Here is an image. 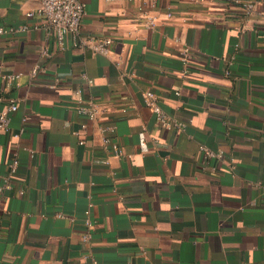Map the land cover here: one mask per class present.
Here are the masks:
<instances>
[{
	"label": "crops",
	"instance_id": "obj_1",
	"mask_svg": "<svg viewBox=\"0 0 264 264\" xmlns=\"http://www.w3.org/2000/svg\"><path fill=\"white\" fill-rule=\"evenodd\" d=\"M82 1L80 38H112L108 56L72 35L59 44L26 16L39 0H0V112L15 101L11 130L23 129L0 132V185L19 159L0 194V264H264V0H242L250 14L205 0ZM147 89L185 125L160 127ZM79 100L102 106L98 118ZM104 125L124 155L103 144Z\"/></svg>",
	"mask_w": 264,
	"mask_h": 264
},
{
	"label": "built area",
	"instance_id": "obj_2",
	"mask_svg": "<svg viewBox=\"0 0 264 264\" xmlns=\"http://www.w3.org/2000/svg\"><path fill=\"white\" fill-rule=\"evenodd\" d=\"M40 4L35 11H28L26 13L27 17H33L35 15H39L43 18L44 23L47 28L53 32L59 44L64 43V39L67 35H72L74 39V45L77 47L86 46L90 48L92 51L98 54H102L108 56L112 51L113 39L110 37H102V36H91L86 40H81L80 33L82 27V20L85 15V3L82 0H39ZM114 1V0H110ZM132 1V0H130ZM209 3H232L239 5L242 11L245 14H250L254 10L255 4L251 1H242V0H205ZM144 5H141L138 10L142 11ZM168 18L173 16L172 12H168L166 14ZM154 24V20L150 19V25ZM29 25H20L17 27H9L8 31L16 32V31H26L29 30ZM6 30L0 28V34L5 32ZM42 55L47 57L50 55V51L48 48H44L42 51ZM181 57L185 65L189 64V60L191 58V52L188 47H184L181 50ZM44 69L40 66L34 67L32 70V74L35 75L39 71H43ZM4 78L9 82H16L19 78V75H5ZM84 78L88 81V83H93V80L86 75ZM143 98L146 106L155 114L157 124L164 129H171L175 127H182L185 124L179 121H176L170 118L162 109L159 103L158 95L147 89L143 92ZM103 109L95 101L85 102L83 100H79L78 105L76 106V110L78 113L86 116L90 120H95L100 115L101 110ZM18 110V104L15 101H11L3 111L0 112V132H5L11 134L13 137L18 138L22 133L23 129L19 132H13L11 130V118L12 115ZM100 131L103 134L102 142L104 145L110 147L112 152L116 156L124 155L122 148L118 143L112 140L111 134L115 131V126L104 125L100 126ZM140 143L143 147H145V133H140ZM202 150L205 153V156H213L215 153L203 146ZM19 165L18 154L16 152L13 153L12 159L8 164V175L5 177V184L0 185V194L2 195L6 188L11 187V176L15 174ZM22 194L23 191L21 190ZM1 204V201H0ZM86 214H90V210L86 211ZM86 224L88 227H91V222L89 218L86 220ZM91 234L86 232L83 235V241L88 243L91 241ZM93 263H96L93 261Z\"/></svg>",
	"mask_w": 264,
	"mask_h": 264
}]
</instances>
